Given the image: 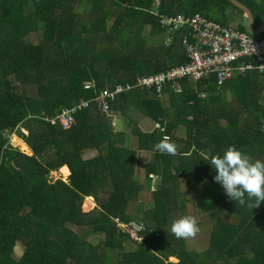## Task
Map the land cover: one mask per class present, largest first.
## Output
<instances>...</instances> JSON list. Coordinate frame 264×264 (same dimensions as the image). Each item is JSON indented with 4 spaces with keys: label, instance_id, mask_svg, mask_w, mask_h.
Returning a JSON list of instances; mask_svg holds the SVG:
<instances>
[{
    "label": "trees",
    "instance_id": "16d2710c",
    "mask_svg": "<svg viewBox=\"0 0 264 264\" xmlns=\"http://www.w3.org/2000/svg\"><path fill=\"white\" fill-rule=\"evenodd\" d=\"M236 1L252 11L260 29L264 0ZM153 9L154 0H0V264H264V201L252 207L247 196L245 204L230 199L209 164L230 145L264 161V75L248 72L218 90L214 76L182 79L164 88L168 105L154 89L118 93L110 109L123 120L130 143L127 132L114 131L113 115L93 101L77 111L71 129L45 119L102 90L187 63L188 29L166 33ZM158 10L200 14L222 26L227 11L245 16L228 0H160ZM234 28L251 36L242 22ZM87 83L95 87L87 90ZM135 112L159 126L142 131ZM12 134L31 155L11 144ZM164 136L176 145L175 155L154 150ZM139 151L152 158L150 191L137 179ZM90 152L95 156L87 158ZM65 166L69 182L50 178ZM148 195L150 205L143 201ZM88 197L96 206L85 212ZM132 202L139 203L147 229L142 244L114 224L141 223L129 215ZM188 202L200 204L209 218L202 252L170 231L172 220L187 215ZM89 235L102 241L94 246Z\"/></svg>",
    "mask_w": 264,
    "mask_h": 264
},
{
    "label": "built area",
    "instance_id": "2783aa9c",
    "mask_svg": "<svg viewBox=\"0 0 264 264\" xmlns=\"http://www.w3.org/2000/svg\"><path fill=\"white\" fill-rule=\"evenodd\" d=\"M156 4H159V0H155ZM155 14L158 16L159 25L169 34L186 32L188 29V35L183 38L186 64L163 74L139 77L133 83L119 84L114 89L102 90L94 99L83 100L73 107L65 108L57 117L45 116V119L67 130L77 124V111L89 107L92 101L97 103L102 112L114 116L110 101L121 92L148 88L154 89L156 95L161 97L166 85H176L179 80L186 78L201 80L214 76L219 88L233 77L244 76L248 72L264 74V38H253L236 32L200 14L167 16L159 14L157 10ZM94 87V83L85 84L87 90ZM261 129L264 132V118L261 121ZM114 224L131 242L143 243L147 229L142 223H125L116 219Z\"/></svg>",
    "mask_w": 264,
    "mask_h": 264
},
{
    "label": "clouds",
    "instance_id": "9594fccd",
    "mask_svg": "<svg viewBox=\"0 0 264 264\" xmlns=\"http://www.w3.org/2000/svg\"><path fill=\"white\" fill-rule=\"evenodd\" d=\"M154 150L161 154L175 155L176 145L164 136L155 143ZM209 164L215 170L213 180L221 185L230 199L245 204L247 196V202L252 207L264 201V161L250 158L248 154L230 145L222 154L213 155ZM253 197L254 203L251 199ZM170 231L177 238H188L198 231V226L193 217L184 215L172 220Z\"/></svg>",
    "mask_w": 264,
    "mask_h": 264
},
{
    "label": "rangeland",
    "instance_id": "374dc122",
    "mask_svg": "<svg viewBox=\"0 0 264 264\" xmlns=\"http://www.w3.org/2000/svg\"><path fill=\"white\" fill-rule=\"evenodd\" d=\"M78 12H82L84 13V10H78ZM112 17H108V23L111 24L112 23ZM229 20L227 21V26L229 27H232L234 28V20L229 17L228 18ZM151 33V28L148 27L146 29V36L150 35ZM156 39L159 41V42H162L164 39L160 37L157 38L156 36ZM156 40V41H157ZM154 41V43L156 42ZM227 98L230 99V96L228 95ZM166 100L167 102V97L166 99H164V101ZM138 113V112H137ZM22 133L24 135L27 134V131L25 130H22ZM10 138V142L11 144L17 148L19 151L27 154V155H31V151L30 149L25 145V143L22 141V139L17 135V134H12L10 136H8ZM138 171H139V175H137V178H141L143 179V168H141V166H139L138 168ZM50 178L54 181L58 180V179H63V180H66V182H69V178L67 177V175H65L63 172H62V169L60 171H55V172H52L51 175H50ZM68 178V179H66ZM149 184V183H148ZM192 198V196L190 197ZM88 201L87 199L83 201L84 203V211L85 212H88V211H91L92 209L95 208V202L93 204L91 203H88L86 202ZM93 201V200H92ZM144 202H146V205H150L149 203H151V198L149 197V195L143 199ZM198 203H200L199 200H197ZM195 204V203H192V202H188L187 203V207H186V213L187 215L193 217V219L195 220L196 222V225L198 224V222L201 223V226L198 227V231L195 232V234L191 237H188V246L191 248V249H194V250H198L199 252H202L205 248H206V242H207V237L210 233L209 229L211 228L210 226V223H209V218L205 215L204 213H202V207L200 204ZM148 207V206H147ZM139 210H140V207H139V203L137 202H132L129 206V215L132 216V217H136L134 221H138V222H141V216H139ZM202 223L204 224V226L202 227ZM209 231V232H208ZM87 240L89 243H91L92 245L96 246L98 245L101 241H102V237L100 236H93V235H89L87 237ZM134 246V245H132ZM23 251V248H21L20 246H17L15 248V255L17 257H19L21 255ZM115 256V255H114ZM172 262H176L175 260H171Z\"/></svg>",
    "mask_w": 264,
    "mask_h": 264
},
{
    "label": "crops",
    "instance_id": "0c3cea01",
    "mask_svg": "<svg viewBox=\"0 0 264 264\" xmlns=\"http://www.w3.org/2000/svg\"><path fill=\"white\" fill-rule=\"evenodd\" d=\"M239 2V1H238ZM159 6H160V0H159V4L157 5H155V0H154V9H153V15H155L156 16V14H155V11L157 10L158 12H159ZM235 7V6H234ZM231 11V12H230ZM229 12L227 11V12H225V14H226V16L228 17V13H229V17H231L233 20H234V22H235V24H234V26L236 25V24H238V23H240V22H242V24L246 27V29H247V31H248V17H247V15L245 14V16H243V18L241 19V17L239 16V14L238 13H235L234 11H232V10H230ZM244 12V11H243ZM252 12V11H251ZM245 13V12H244ZM159 14H160V12H159ZM253 14V13H252ZM203 16V15H202ZM156 17H158V16H156ZM205 17V16H204ZM253 17H254V15H253ZM207 18V17H206ZM208 19V18H207ZM210 20V19H209ZM211 21H213V20H211ZM213 22H215V21H213ZM218 24V23H217ZM220 25V24H219ZM254 25H255V19H254ZM222 26V25H221ZM264 26V25H263ZM262 26V27H263ZM224 27H227V28H230V29H234V31H236V29L235 28H232V27H229V26H224ZM261 27V28H262ZM151 28V27H150ZM162 28V27H161ZM163 29V28H162ZM255 29H257V28H255ZM164 31H165V29H164ZM257 31H259V29H257ZM166 33H168L167 31H165ZM236 32H239V31H236ZM239 33H241V32H239ZM249 33V32H248ZM169 34V33H168ZM183 35H184V33H182ZM243 34H245V35H247V36H249L248 34H246V33H243ZM251 35V34H250ZM264 36V34L263 35H261V36H253V35H251L250 37H253V38H261V37H263ZM158 37H160V39L161 38H164L163 36H158ZM157 37V38H158ZM157 40V39H156ZM165 40V39H164ZM170 40H171V38H170ZM157 42H158V40H157ZM171 43V41H169V43L168 44H170ZM261 74V73H260ZM261 75H264V74H261ZM245 76V75H244ZM264 77V76H263ZM173 86H175L176 87V85H173ZM222 87V86H221ZM216 89L218 90V89H220V87L218 88L217 86H216ZM165 90V89H164ZM155 93V92H154ZM163 93H164V91H163ZM158 96V95H157ZM161 97H163V95L161 96ZM166 97H167V102H166V100H165V103L168 105L169 104V101H168V96L167 95H165L163 98L164 99H166ZM262 104L264 105V92H263V102H262ZM133 118L135 119V121H136V124H137V126L142 130V131H144V132H148V133H150V132H152L156 127H158L159 125H157L156 123H155V121H153L152 119H150V117H148V116H146V115H144V114H142L141 112H135V113H133ZM263 119V118H262ZM112 127H113V129H114V131H116V132H127V141L130 143V142H132L131 141V139H132V137H131V134H130V132H128V130L126 129V126H125V124L123 123V120L120 118V116H118V115H116V114H114V116H113V119H112ZM260 130L263 132V130L261 129V127H260ZM93 156H95V152H90V153H87L86 154V157L87 158H89V157H93ZM111 159H113L114 160V156H111ZM151 155H149V153L147 152V151H139L138 152V155H137V162H136V174L137 175H139L140 173H139V171H138V168H139V166H141V168H143V179H141V178H137V179H139L140 180V182L144 185V186H146V190L147 191H150L151 190V187H153L154 186V181H149V179L148 178H146V168H147V166H148V164H149V162L151 161ZM65 167H67L69 170H70V168L68 167V166H65ZM64 168V167H63ZM139 173V174H138ZM72 173H71V170H70V173H69V175H67V177L69 178L70 177V175H71ZM68 178H66V179H68ZM149 183V184H148ZM88 200V201H90L89 199H91V204H93L95 201H94V199L92 198V197H88V198H85V200ZM93 200V201H92ZM197 200H199V198H197ZM95 206H96V204H95Z\"/></svg>",
    "mask_w": 264,
    "mask_h": 264
},
{
    "label": "water",
    "instance_id": "95a60500",
    "mask_svg": "<svg viewBox=\"0 0 264 264\" xmlns=\"http://www.w3.org/2000/svg\"><path fill=\"white\" fill-rule=\"evenodd\" d=\"M233 6H235L236 8L241 9L242 11L245 12V14L248 17V32L249 34L253 35V36H261L264 34V26L262 28L259 29V31H257V29H255V25H254V17L253 14L251 12V10L246 7L245 5H243L242 3L236 1V0H228ZM84 201V199H83Z\"/></svg>",
    "mask_w": 264,
    "mask_h": 264
},
{
    "label": "bare ground",
    "instance_id": "6f19581e",
    "mask_svg": "<svg viewBox=\"0 0 264 264\" xmlns=\"http://www.w3.org/2000/svg\"><path fill=\"white\" fill-rule=\"evenodd\" d=\"M62 172H63L65 175H69L70 170H69L67 167H64V168H62Z\"/></svg>",
    "mask_w": 264,
    "mask_h": 264
}]
</instances>
